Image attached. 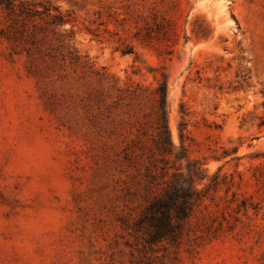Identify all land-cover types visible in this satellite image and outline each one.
I'll list each match as a JSON object with an SVG mask.
<instances>
[{
	"label": "rangeland",
	"instance_id": "374dc122",
	"mask_svg": "<svg viewBox=\"0 0 264 264\" xmlns=\"http://www.w3.org/2000/svg\"><path fill=\"white\" fill-rule=\"evenodd\" d=\"M36 1L69 23L35 45L0 39V264H139L115 213L144 172L122 148L151 99L125 90L149 95L162 73L173 146L184 121L188 161L231 176L258 212L230 209L226 236L161 262L264 264V0Z\"/></svg>",
	"mask_w": 264,
	"mask_h": 264
},
{
	"label": "trees",
	"instance_id": "16d2710c",
	"mask_svg": "<svg viewBox=\"0 0 264 264\" xmlns=\"http://www.w3.org/2000/svg\"><path fill=\"white\" fill-rule=\"evenodd\" d=\"M1 16L9 20L7 30H12V35L0 28V39L21 40L31 45L36 44L37 35L55 33L57 27L69 23L48 1L0 0ZM115 89L122 94L121 89ZM125 95L136 106H141L143 99H151L150 121L143 126L135 119L131 124L134 131L129 132L131 138L122 148V161L133 168L144 162V172L133 187L124 188L126 204L115 213L120 238L130 254L137 255L139 264L177 262L181 253L192 259L203 246L232 231L230 209L247 219L250 211L256 215L257 204L230 192L231 176L221 175L220 169L207 175L200 162L188 161L187 150L182 145L184 121L179 127L181 145L178 149L173 146L168 128L166 73L156 80L150 97L137 85H129ZM220 187H224L222 198L216 196ZM211 206L214 211L210 210ZM232 219L240 222L237 216ZM244 227L247 226L242 223L241 228ZM158 252L163 254L161 259L156 255Z\"/></svg>",
	"mask_w": 264,
	"mask_h": 264
}]
</instances>
